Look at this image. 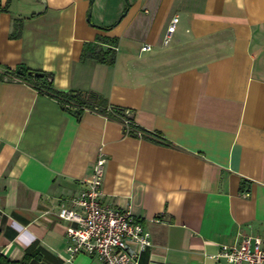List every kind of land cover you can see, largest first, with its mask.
I'll return each instance as SVG.
<instances>
[{
    "label": "crops",
    "instance_id": "obj_1",
    "mask_svg": "<svg viewBox=\"0 0 264 264\" xmlns=\"http://www.w3.org/2000/svg\"><path fill=\"white\" fill-rule=\"evenodd\" d=\"M98 38L115 42L113 65L83 57ZM18 66L131 112L144 136L0 80V254L103 264L67 262L55 217L99 150L100 202L128 208L151 234L139 264H227L209 256L243 238L264 246V0H0V73Z\"/></svg>",
    "mask_w": 264,
    "mask_h": 264
},
{
    "label": "built area",
    "instance_id": "obj_2",
    "mask_svg": "<svg viewBox=\"0 0 264 264\" xmlns=\"http://www.w3.org/2000/svg\"><path fill=\"white\" fill-rule=\"evenodd\" d=\"M178 17L170 19L162 45L167 46L175 32ZM145 45L142 52L149 51ZM121 125L127 133L138 138L144 136L141 129L123 119ZM106 157L99 150L92 174L85 180L84 188L70 199L68 206H61L56 220L64 226L66 261L84 254L97 258L103 264H139L141 255L152 247L151 234L135 221L131 211L116 209L100 202L101 186ZM158 223L159 219H153ZM209 258L223 259L227 264H264V246L259 238H243L233 246L223 245L217 254Z\"/></svg>",
    "mask_w": 264,
    "mask_h": 264
},
{
    "label": "trees",
    "instance_id": "obj_3",
    "mask_svg": "<svg viewBox=\"0 0 264 264\" xmlns=\"http://www.w3.org/2000/svg\"><path fill=\"white\" fill-rule=\"evenodd\" d=\"M21 23L22 20H17L15 23L13 37L19 36ZM102 43L103 45H106V48H103ZM114 44V41L105 38H98L97 42L85 45L82 55L83 57H90L101 64L109 66L113 65L115 61ZM18 69L21 71L17 72ZM32 72L37 71L29 70L23 66H18L14 70L7 68L3 73H0V80H3L4 78L18 79L33 87L39 94L54 98L63 108L65 107L66 110L72 109L69 108V106L74 107L76 114L81 113L84 110H89L105 116L109 120L121 122L123 119H127L124 115L125 110L108 105L106 100L98 94L78 91L59 92L51 87V81L47 80L45 77H33L30 75ZM38 73L46 74L43 72ZM127 120L132 124L133 129H139L129 119ZM36 257L37 254L26 253L20 261H10L4 255L0 254V264H29L31 259Z\"/></svg>",
    "mask_w": 264,
    "mask_h": 264
},
{
    "label": "water",
    "instance_id": "obj_4",
    "mask_svg": "<svg viewBox=\"0 0 264 264\" xmlns=\"http://www.w3.org/2000/svg\"><path fill=\"white\" fill-rule=\"evenodd\" d=\"M91 2H92V1H91ZM88 15H89V14H88ZM20 71H21L20 69L17 70V72H20ZM30 75H32L33 77H40V78L45 77V78H46L47 80H49V81L52 80V79H51V76L48 75V74H42V73H38V72H32ZM68 111H69V113L72 114V115L76 114V110H74V109H69ZM124 115H125V117H126L127 119H130V118H131V112H129V111H125V112H124Z\"/></svg>",
    "mask_w": 264,
    "mask_h": 264
}]
</instances>
